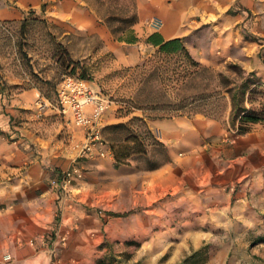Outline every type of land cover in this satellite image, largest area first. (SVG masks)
<instances>
[{
  "label": "rangeland",
  "instance_id": "rangeland-1",
  "mask_svg": "<svg viewBox=\"0 0 264 264\" xmlns=\"http://www.w3.org/2000/svg\"><path fill=\"white\" fill-rule=\"evenodd\" d=\"M121 1L117 0V6H122ZM113 2L109 3L110 8ZM23 21L0 23V68L5 64L23 79L18 84L20 89L39 87L41 96L54 104L60 80L66 75L82 76L85 72L87 78L96 81L119 105L116 110L120 115L136 108L144 109V115L149 117L197 111L220 119L229 115L224 142L233 144L241 134L240 116L233 121L223 76H230L235 83L255 78L243 102L257 108L264 103V0L244 3L232 0L208 21L181 35L192 56L201 63L197 67L183 62L181 53L167 55L157 48H150L142 62L125 65L118 60L116 51L104 47L96 35L74 31L64 34L59 25L36 17L33 11ZM165 21L164 17L152 15L142 25L160 30ZM113 23L124 26L118 21ZM72 60H77L79 65L74 67ZM232 63L242 67L244 73L232 70L228 66ZM156 66L160 68L153 72ZM210 93H215L213 98L207 96ZM179 104L185 105L178 108ZM49 107L54 108L51 105L43 110L38 108V115L47 116L45 111ZM144 115H132L126 121L128 128L104 131L108 144L116 148L119 160L115 156L105 160L109 154L77 155L66 167L78 169L66 190L53 183L66 169L51 176L47 183L58 191L60 198L68 195L73 185H83L94 193L101 191V196L95 194V199L86 201L83 207L85 217L101 223L102 237L90 250L91 255L85 251L86 255L80 258L70 257L68 264H264V168L243 180L234 179L219 190L212 181L214 190L206 188L197 198L195 174L185 167L175 184L180 186L177 193L170 192L173 191L170 185V191L166 190L158 201L126 207L131 202L130 191L144 183V178L137 173L164 157L162 141L150 127L152 135L147 134L146 123L136 118H145ZM67 122L77 126L69 119ZM130 131L136 134L137 143L125 139ZM178 158V165L183 164L182 156ZM156 178L150 172L149 184ZM205 184L202 182L200 186ZM117 197L125 207H114ZM198 200L207 207L195 206ZM60 218V211L55 208L49 231L30 237L29 243L34 247L46 246L54 257H59L69 244L68 231L56 232ZM109 219H115V235L110 234V228L104 229ZM4 258L10 259L9 254Z\"/></svg>",
  "mask_w": 264,
  "mask_h": 264
},
{
  "label": "crops",
  "instance_id": "crops-1",
  "mask_svg": "<svg viewBox=\"0 0 264 264\" xmlns=\"http://www.w3.org/2000/svg\"><path fill=\"white\" fill-rule=\"evenodd\" d=\"M114 5L110 8V2ZM232 0H0V23L20 21L33 11L36 17L59 25L68 34L71 31L98 36L107 49H113L122 64L142 62L150 48L148 34L155 31L144 28L143 21L152 15L166 19L159 31L165 38L188 33L218 12ZM243 3L247 0H241ZM136 14L138 21L132 25L138 40L130 42L116 39L109 16ZM190 24V25H187ZM145 32V34H143ZM23 79L5 64L0 68V264H68L70 257H82L85 251L102 237L101 223L84 216V203L101 196V191L90 192L83 185H73L72 191L61 198L58 191L47 185L49 180L63 171L78 155L76 142L85 138L86 130L68 123V118L57 109L49 107L40 117L36 100L42 95L39 87L20 89ZM229 97V94H228ZM230 99V109L232 101ZM113 104L105 114V125L126 122L132 115H144V109L136 108L120 115ZM149 127L168 148L171 160L155 169H143L137 174L144 178L139 189L130 191L131 201L126 207L148 205L158 201L170 191L177 193L180 186V170L195 174L197 198L204 192L219 190L236 179L243 180L264 168V122L256 123L253 130L237 135L233 144L224 142L228 134L229 115L225 119L214 118L204 111L180 114L172 117L144 115ZM65 140L67 142H65ZM69 142V143H68ZM108 147L110 161L114 158ZM179 155L183 164H179ZM104 160V159H103ZM132 161V156L130 157ZM184 166V167H182ZM166 170L170 173H166ZM150 172L156 174L152 184L147 179ZM52 176V177H51ZM214 181V183H212ZM206 183L205 187L200 183ZM211 183V186L210 184ZM110 192V191H108ZM117 193V192H116ZM174 198V197H173ZM58 199V200H57ZM195 206L207 207L198 200ZM114 207H125L117 199ZM211 206V205H210ZM60 211L56 232L68 231V243L60 256L54 257L46 246L34 247L28 239L49 231L53 211ZM92 219V221H91ZM115 219H109L105 231L115 235ZM147 223V222H145ZM9 254L10 259L4 258ZM91 255V252L89 253ZM82 264V263H81Z\"/></svg>",
  "mask_w": 264,
  "mask_h": 264
},
{
  "label": "trees",
  "instance_id": "trees-1",
  "mask_svg": "<svg viewBox=\"0 0 264 264\" xmlns=\"http://www.w3.org/2000/svg\"><path fill=\"white\" fill-rule=\"evenodd\" d=\"M28 18H24L23 23H25L27 21ZM108 21H118L120 23H123L124 26H112V30L114 32V35L116 36V39H120V40H126V41H136L139 39V37L137 36L135 29L132 27L133 24H135L138 21V16H136V14L130 15V16H109ZM46 20V19H44ZM124 27V28H123ZM146 42L153 44L154 46H156L157 51L160 53H164V54H174V53H181L182 57H183V62H187L188 64H191L192 66H201V63L196 60L192 54L190 53L185 40L182 36H177V37H172V38H165L164 35L161 33V31L159 30H155L153 32H151L150 34L147 35V37L145 38ZM68 56H70V51L68 50V48H65L64 50ZM71 64L74 65V67H76L77 65H79V62L77 60H72ZM146 64V63H145ZM232 70H235L237 74H243L244 70L242 67H240L237 64H229L228 65ZM159 66H156L153 70V72H158L159 70ZM191 73V72H189ZM188 74V71H187ZM186 75V74H185ZM79 76V75H76ZM81 76V75H80ZM79 76V77H80ZM82 78H86V79H90L86 77V74L84 72V74L81 76ZM224 77V83L227 85L226 87V92H228V94L231 97V101H232V119L233 121L240 116V125L238 127V131L241 134L247 133L249 131L252 130L253 124L257 123V122H262L264 121V103L261 107L257 108V107H248L246 106V104L243 102L245 100V94L247 89L256 82L255 78H245L243 79V81L240 82H234L230 76H223ZM234 82V84H233ZM215 93H210L207 96L209 98H213ZM218 97V95L216 96V98ZM193 101V100H192ZM187 104V102L185 103ZM185 104H179L178 108L181 106H184ZM141 107V106H140ZM207 115L214 117V118H218L216 115H212L209 114L207 112H205ZM180 114H185V113H178V114H174V115H180ZM191 113H189L190 115ZM173 115V116H174ZM172 117V116H171ZM137 119H142V121H144L147 125V134L152 135V131L150 130L147 120H145V118H139L136 117ZM128 122H118V123H111V124H106L103 128V138L105 141H108L105 136H104V131L107 129H121V128H128ZM136 134H134L133 132L130 131V133L126 134L125 139H130L133 140V143H137V138H136ZM116 138V137H115ZM114 137H112V140H115ZM163 143V147H164V157L162 159V161L158 162L157 164H153V165H148L146 166L144 169H155L157 167H160L166 163H168L171 158L168 152V148L166 146V144L164 142ZM110 144V143H109ZM110 146L113 149L114 152V156L116 160H119L120 156L116 150V148L114 147L113 144H110ZM133 156V155H132ZM109 264V263H106Z\"/></svg>",
  "mask_w": 264,
  "mask_h": 264
},
{
  "label": "built area",
  "instance_id": "built-area-1",
  "mask_svg": "<svg viewBox=\"0 0 264 264\" xmlns=\"http://www.w3.org/2000/svg\"><path fill=\"white\" fill-rule=\"evenodd\" d=\"M113 104L115 105V101L101 89L96 81L76 75H66L60 80L55 104L44 96L36 100L40 110L51 105L70 121L86 130L84 140L75 143L79 150L78 157L92 156L94 153L106 156L110 153L108 147H101L98 152H95V147L108 144L103 138V128L105 114ZM77 171V168L73 170L68 168L63 172L62 177L53 180V183L66 190Z\"/></svg>",
  "mask_w": 264,
  "mask_h": 264
}]
</instances>
